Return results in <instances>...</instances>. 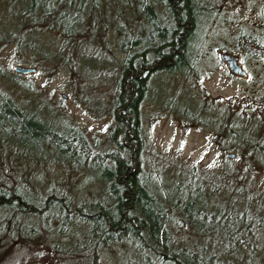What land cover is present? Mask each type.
Instances as JSON below:
<instances>
[{"label": "trees", "instance_id": "trees-1", "mask_svg": "<svg viewBox=\"0 0 264 264\" xmlns=\"http://www.w3.org/2000/svg\"><path fill=\"white\" fill-rule=\"evenodd\" d=\"M6 1L18 9L13 27L0 22V48L11 45L17 55L29 53L38 70L66 68L74 80L73 61L94 30L105 38L104 28L94 26V20L100 25L105 18L112 21L119 56L113 75L105 76L110 90L101 107L110 121L101 143L69 117L61 100L26 105L0 88V264H107L99 251L109 245L130 246L141 264H264V188L258 189L253 177L264 171V144L258 137L263 118L246 109H226L223 120H214L210 129L219 136L214 140L219 162L207 171L165 163L155 154L149 156L148 169H142L150 148L141 105L162 102L153 95L158 75L160 81L180 75L195 79L210 69L208 43L221 18L214 1ZM109 10L114 14L107 15ZM130 11L137 19L133 26ZM47 31L56 33L59 43L53 48L41 40ZM242 36L236 52L249 56L252 48L255 59H264V36ZM0 77L7 74L0 70ZM170 102L165 100V106L171 107ZM191 116L193 124L203 123L198 114ZM252 121L259 132L250 128ZM223 148L237 153V161L224 157ZM160 163L168 168L166 188ZM39 167L60 174L63 182L67 171H81L84 181L99 186L100 195L89 199L81 189L68 192L63 186L76 183L73 176L74 183L44 187L41 182L50 173L42 177ZM173 225L182 227L192 243L174 234ZM77 229L83 239L76 238V246L53 245L54 237L70 239ZM194 237L205 243L200 249ZM26 256L34 262H25Z\"/></svg>", "mask_w": 264, "mask_h": 264}, {"label": "rangeland", "instance_id": "rangeland-1", "mask_svg": "<svg viewBox=\"0 0 264 264\" xmlns=\"http://www.w3.org/2000/svg\"><path fill=\"white\" fill-rule=\"evenodd\" d=\"M211 1H214V6L220 11L221 18L213 42L208 43V45L211 44L208 49V56L211 60L210 69L205 70L201 76L195 79L180 75L179 77L174 76L175 78L165 76L164 80L160 81L161 75H158L153 79V82L155 81L153 95L162 102L149 100L141 105L142 131L148 148H150V153L145 155L146 158L143 157L142 169L144 170L149 167V156L155 154L164 158L165 163L167 161L175 162L176 165L193 166L198 171H207L208 168L216 166L219 162L217 148L219 144L214 141L219 136L215 129L210 128L215 125L214 120H223L226 109H234L238 112L246 109L264 120V59H255L257 57L254 56L255 50H251L252 48L249 50V56L236 52L243 43V39L239 38L243 37L242 34L264 36V19L262 17L264 0ZM17 5L0 0L2 26H14L16 23L14 12L18 9ZM113 14L114 12L111 10L107 12V15ZM132 15L133 13L130 11L131 26L134 25V21L137 22L136 17L133 15V19ZM105 19L99 21L100 25H97L98 20H94V26L104 28L105 38L101 40L99 34L94 30L91 40L80 49L78 57L74 59L73 63L77 64L74 80L66 68H58L54 72L48 69L38 70L32 66L29 53L21 51L17 55L11 45H3L0 48V70L5 72L7 77H0V88L8 89L17 102H24L26 105L34 106L38 101L56 103L61 100V106L69 117L85 130L89 138L96 137L101 143L110 121L109 115L105 114V109L101 107L107 102L110 90V79H107L106 75L108 73L113 75V72L110 71L119 56L118 50L113 45L114 37L111 28H109L112 21L109 23ZM121 19L122 17L119 18V21ZM55 35L56 33L53 31L43 32L41 40L53 48L54 42L57 41ZM57 43L59 42L57 41ZM222 51L238 56L239 63L246 73L245 77L233 79L227 75L219 59ZM16 66L32 69V71L26 74L17 73L18 76L14 77L13 74L16 73L13 71V67ZM13 79L16 81H10ZM78 87L79 90H77ZM72 88L75 89L73 94H71ZM83 89L85 91H82ZM89 91L91 92L89 93ZM167 99H170V106L175 111L173 108L165 106L164 101ZM87 106H92L94 109L90 110ZM178 111L182 113L179 114ZM196 114L199 115V120L203 121L202 124L192 123L191 115ZM250 128L259 132L255 121H252ZM260 131L262 133L259 132L258 137H262L261 141L264 144V129H260ZM222 153L229 160L237 161V153L233 150L223 148ZM153 161L157 162L155 159ZM165 163L159 165V176L162 178L164 188L168 186L166 180L164 181V177L168 173ZM37 172L42 177L46 172L50 173L48 175L50 178L44 176V180L41 182L44 187L48 184L61 187L66 181H72L70 179L73 176L76 178V183L72 181L73 185L63 186L68 192L81 189L83 196L89 199L97 198L100 195L99 186L94 182L89 183L87 179L84 181L86 175L81 171L77 173L67 171L65 182L60 180V174L54 175L55 171L50 168L45 171L39 167ZM87 174L90 173L87 171ZM253 177L256 187L264 188V171L260 170L254 173ZM75 185H78V188ZM205 195L208 198L212 197L207 192ZM181 230L182 227L172 226L174 234L192 243L189 236H184L185 231ZM74 232L70 239L54 237L53 245L59 249L76 246V242L82 238V230L77 229V232ZM194 240L196 244L198 243L196 245L198 249L205 244L199 243V239L195 237ZM130 248V246L124 245H109L99 251V255L107 264H141L139 255L132 252ZM24 258L25 262L30 263L35 259L29 256ZM149 260L154 261L152 256H149Z\"/></svg>", "mask_w": 264, "mask_h": 264}, {"label": "water", "instance_id": "water-1", "mask_svg": "<svg viewBox=\"0 0 264 264\" xmlns=\"http://www.w3.org/2000/svg\"><path fill=\"white\" fill-rule=\"evenodd\" d=\"M262 16L264 17V7L262 9ZM220 60L223 61L226 65L228 71L233 75L244 76L245 73L240 67L235 63L236 59L233 56L221 54ZM13 71L16 73L26 74L32 71V69L24 68V67H13ZM180 221L177 222V225L180 226Z\"/></svg>", "mask_w": 264, "mask_h": 264}, {"label": "flooded vegetation", "instance_id": "flooded-vegetation-1", "mask_svg": "<svg viewBox=\"0 0 264 264\" xmlns=\"http://www.w3.org/2000/svg\"><path fill=\"white\" fill-rule=\"evenodd\" d=\"M221 54L230 55V56L235 57V59H236L235 63L240 67L241 70H243L241 64L239 63L238 56H237L236 54H231L230 52H225V51H222ZM219 59H220V56H219ZM220 61H221V60H220ZM221 64H222L223 68L225 69V71L227 72V75H229V76L232 77L233 79H242L243 77L246 76V73H245L244 70H243L244 73H245L244 76L233 75V74H231V73L228 71V69L226 68V65H225V63H224L223 61H221Z\"/></svg>", "mask_w": 264, "mask_h": 264}]
</instances>
